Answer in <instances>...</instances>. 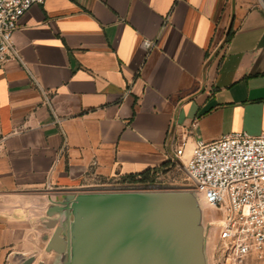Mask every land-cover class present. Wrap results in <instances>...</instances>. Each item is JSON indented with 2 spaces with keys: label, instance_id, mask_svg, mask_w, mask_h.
<instances>
[{
  "label": "crops",
  "instance_id": "0c3cea01",
  "mask_svg": "<svg viewBox=\"0 0 264 264\" xmlns=\"http://www.w3.org/2000/svg\"><path fill=\"white\" fill-rule=\"evenodd\" d=\"M12 42L24 66L0 68V264H80L79 196L168 178L186 131L182 162L196 139L264 132V0H45ZM54 227L62 254L45 249Z\"/></svg>",
  "mask_w": 264,
  "mask_h": 264
},
{
  "label": "built area",
  "instance_id": "2783aa9c",
  "mask_svg": "<svg viewBox=\"0 0 264 264\" xmlns=\"http://www.w3.org/2000/svg\"><path fill=\"white\" fill-rule=\"evenodd\" d=\"M45 0H0V68L8 61L22 63L12 42L18 20L33 5ZM146 48L151 43L145 41ZM47 98V97H46ZM195 125L192 124L191 127ZM172 141L176 166L183 170L193 191L213 212L209 223L216 231L225 262H242L264 252V132H235L204 142L196 139L189 158L182 162L186 139ZM3 139L0 138V152ZM157 172L151 183L109 182L94 193L158 192Z\"/></svg>",
  "mask_w": 264,
  "mask_h": 264
},
{
  "label": "water",
  "instance_id": "95a60500",
  "mask_svg": "<svg viewBox=\"0 0 264 264\" xmlns=\"http://www.w3.org/2000/svg\"><path fill=\"white\" fill-rule=\"evenodd\" d=\"M196 200L186 193H92L76 199L81 219L80 264H204L202 235L193 224ZM51 225L54 222L51 221ZM60 228L46 251L62 254ZM19 264L33 257L15 255Z\"/></svg>",
  "mask_w": 264,
  "mask_h": 264
},
{
  "label": "rangeland",
  "instance_id": "374dc122",
  "mask_svg": "<svg viewBox=\"0 0 264 264\" xmlns=\"http://www.w3.org/2000/svg\"><path fill=\"white\" fill-rule=\"evenodd\" d=\"M157 182L162 184L161 190L165 192L186 193L196 200L197 209L193 217V224L202 235V254L205 264H233L232 262H225V257L220 251V242L217 239L216 231L209 225L214 212L193 191L183 170L177 169L168 178L160 175ZM236 264H264V252L259 255H249L242 262Z\"/></svg>",
  "mask_w": 264,
  "mask_h": 264
},
{
  "label": "trees",
  "instance_id": "16d2710c",
  "mask_svg": "<svg viewBox=\"0 0 264 264\" xmlns=\"http://www.w3.org/2000/svg\"><path fill=\"white\" fill-rule=\"evenodd\" d=\"M156 174L155 171L146 172L141 174L138 178L130 177L124 180H121L120 182H129V183H151L154 179V176Z\"/></svg>",
  "mask_w": 264,
  "mask_h": 264
}]
</instances>
